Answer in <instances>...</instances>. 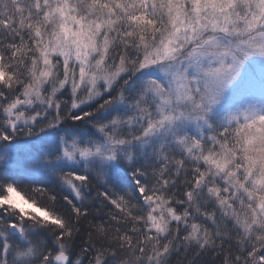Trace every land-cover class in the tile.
<instances>
[{
	"label": "snow or ice",
	"instance_id": "6c2138e0",
	"mask_svg": "<svg viewBox=\"0 0 264 264\" xmlns=\"http://www.w3.org/2000/svg\"><path fill=\"white\" fill-rule=\"evenodd\" d=\"M0 264H264V0H0Z\"/></svg>",
	"mask_w": 264,
	"mask_h": 264
}]
</instances>
